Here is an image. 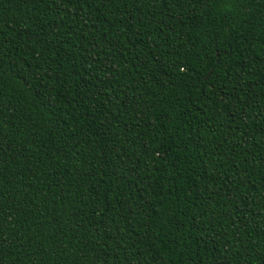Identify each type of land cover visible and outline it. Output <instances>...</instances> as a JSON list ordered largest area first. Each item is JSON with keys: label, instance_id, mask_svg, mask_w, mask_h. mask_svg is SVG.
I'll list each match as a JSON object with an SVG mask.
<instances>
[{"label": "trees", "instance_id": "16d2710c", "mask_svg": "<svg viewBox=\"0 0 264 264\" xmlns=\"http://www.w3.org/2000/svg\"><path fill=\"white\" fill-rule=\"evenodd\" d=\"M0 264H264V0H0Z\"/></svg>", "mask_w": 264, "mask_h": 264}]
</instances>
